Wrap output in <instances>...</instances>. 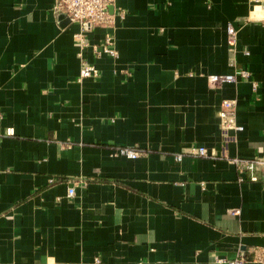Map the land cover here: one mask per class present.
Returning a JSON list of instances; mask_svg holds the SVG:
<instances>
[{
	"label": "crops",
	"instance_id": "crops-1",
	"mask_svg": "<svg viewBox=\"0 0 264 264\" xmlns=\"http://www.w3.org/2000/svg\"><path fill=\"white\" fill-rule=\"evenodd\" d=\"M113 3L119 59L95 56L109 30L94 29L84 57L101 77L81 83L79 26L62 25L55 0H0V264L253 259L264 248V185L240 183L219 158V111L236 100L244 128L229 157H263L264 6ZM229 23L250 78L214 83L234 72ZM198 147L219 157L188 155ZM118 148L141 155L113 156ZM80 179L87 185L68 198Z\"/></svg>",
	"mask_w": 264,
	"mask_h": 264
},
{
	"label": "built area",
	"instance_id": "built-area-1",
	"mask_svg": "<svg viewBox=\"0 0 264 264\" xmlns=\"http://www.w3.org/2000/svg\"><path fill=\"white\" fill-rule=\"evenodd\" d=\"M251 4L256 6H264V0H249ZM114 0H55L54 12L58 17H64L70 20L71 23L79 26V31L75 34V40L79 46L78 56L81 61L80 75L78 82H83L87 79L98 80L101 77L100 70L96 65L91 64L84 57V51L90 47L86 36L96 28H105L109 30L100 44L91 46L97 58L104 55L109 56L113 60L119 59V51L116 47L114 33L112 32L115 22V14L111 13V7ZM121 16L123 15L120 14ZM227 44L230 53V66L234 68L232 74L224 76H212L214 83H234L239 80H248L250 73L238 69L237 54H238V30L232 23H229L227 28ZM246 53V52H245ZM257 84H254L256 88ZM221 120V142L222 155L219 157L215 152L211 153L205 147L192 148L188 155L198 158H224L234 164L238 173V181L240 183H262L264 185V156L254 159H244L240 157L230 158L228 155V145L235 141V136L244 130L237 122V101L234 99H225L221 104L219 111ZM141 155L139 150L131 148H118L113 152V156H122L131 160H136ZM184 158L183 154L176 156V161L181 162ZM85 180H75L72 186L68 189V198H74L76 188L85 186ZM232 214H238V210H233ZM249 261L264 264V248H258L254 251V257L250 260L244 255L231 260L229 264H247ZM99 262V260H97Z\"/></svg>",
	"mask_w": 264,
	"mask_h": 264
},
{
	"label": "water",
	"instance_id": "water-1",
	"mask_svg": "<svg viewBox=\"0 0 264 264\" xmlns=\"http://www.w3.org/2000/svg\"><path fill=\"white\" fill-rule=\"evenodd\" d=\"M61 19L63 20V22H62L63 26L68 25L70 23V20L67 18L61 17Z\"/></svg>",
	"mask_w": 264,
	"mask_h": 264
}]
</instances>
